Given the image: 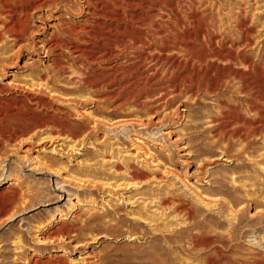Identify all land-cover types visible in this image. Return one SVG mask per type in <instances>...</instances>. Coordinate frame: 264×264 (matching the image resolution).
<instances>
[{"label":"rangeland","instance_id":"374dc122","mask_svg":"<svg viewBox=\"0 0 264 264\" xmlns=\"http://www.w3.org/2000/svg\"><path fill=\"white\" fill-rule=\"evenodd\" d=\"M86 1L31 9L19 33L0 19V264H264V0H132L126 18L157 35L138 41L145 56L183 60L180 40L155 44L173 32L213 36L214 48L234 39L258 64L254 111L239 91L230 109L175 91L151 62L121 75L137 52L128 42L110 43L111 58H76L73 45L97 49ZM190 231L228 240L226 257L205 261L216 253L193 249Z\"/></svg>","mask_w":264,"mask_h":264},{"label":"bare ground","instance_id":"6f19581e","mask_svg":"<svg viewBox=\"0 0 264 264\" xmlns=\"http://www.w3.org/2000/svg\"><path fill=\"white\" fill-rule=\"evenodd\" d=\"M130 1L132 0H87L86 1L87 6L93 7L94 9L93 11L89 12L90 15L93 17V20L90 22L93 29L85 31V33L89 36L86 42H89L90 38H94L96 40V43H91V45L96 47L97 49L95 50L90 48L89 49L80 48L76 45H73L71 49L73 51V54L74 52L77 53L76 58H82L85 59L86 61L101 60V59H105V57L111 58L112 57L111 54L114 50L112 49V46L110 48L109 45L112 42L118 45H120L121 43L126 44L125 42H128L127 45L128 46L131 45L130 47L135 48L137 51L139 49L138 47H143L142 45L139 46L138 41L148 44L146 40L148 36H152L153 38L157 37L156 34H155L156 36H154V34L143 32V30L151 31V29H148L146 27L148 23L145 19L140 20V23H137V21L134 19H126L129 13L128 8L131 6ZM26 2L30 4L31 0H26ZM26 2L25 0H0V19H13L10 20L11 22L10 26L3 25V28L6 31H15L16 33H19V30H17L16 27L21 21V19L28 18L29 14L33 12L30 11L31 9L37 8L39 10L44 7H47L44 5L53 2V0H41V4L37 6L32 5L31 7L33 8L29 7ZM21 3H24L26 5L24 6V10L20 9V7L22 6ZM162 7L163 6H161L160 9H163ZM118 8H122L123 10L119 12ZM130 17L132 18L131 14ZM137 29L140 31L136 32ZM168 31L170 30L168 29ZM171 34L173 35V37H170V35L168 34L166 35L163 34L164 36L158 37V40L157 41L155 40V44L158 45V47L163 48L164 46H162V44L164 43L166 49H168V48H174L176 43L180 40L181 45L178 46V48L180 49L179 51L183 52L182 55L183 60L179 61L175 58L172 59L173 56L170 57L164 54H155V53L153 54L150 53L145 56L142 55L141 52L137 51L133 56L134 58H130L129 56L128 59L123 61L124 65L121 66L122 67L121 75L127 74L131 66L136 67L138 69L140 68L139 67L140 64L151 62L153 67L157 66L156 68L157 70H155L154 75H158L159 70H162L165 75L172 74L173 78H170V80L165 81V83L171 88H173L175 91L179 90L180 92H184L191 97H196L200 94L211 95V97L219 98L221 99V101H226L225 106L229 109L232 108L231 105V102L233 101L232 97L236 96L235 94L239 91L244 93L245 95L243 98L236 96L235 97L236 100L238 101L240 100V102L241 100H245V102L247 103L246 106L248 110L250 111L256 110L258 95H259L258 78H257L258 76L257 72H259L258 64L251 58V55L247 54L248 52L244 50L245 48L239 51L233 50L232 46L238 44V42H235L234 39L228 41V39H226L225 37L223 38L220 37V39H217L218 41L217 42L215 41L216 47L214 48L212 47V43H214L213 40L215 38L213 36H210L208 38L204 36L205 38L202 37L203 38L202 41L199 40L200 41L199 42L198 39L200 37H198V35H195L196 37L190 40L191 38L190 39L183 38L181 34H179V32L177 33L173 32ZM238 39L240 42L247 41L246 36H243L242 34ZM167 41H171L172 43H174L173 46H167L168 45ZM227 43H229L231 47H229L227 50H223V48ZM54 46L56 47L59 46L58 41L53 42L47 48L48 50H51V48ZM64 47L66 48V45H64ZM123 49H126V45L123 46ZM234 64H238V66H235ZM244 64H246L244 68L240 66ZM114 72H116V70H114ZM233 80L237 82L238 86L235 88V90L232 91L231 88L234 87V84L230 85V81L232 82ZM225 92L230 93L231 95L228 98H224ZM11 100L14 101L15 103L17 102V100H15L14 97H12ZM9 105L12 106L10 103L7 104V106ZM12 109H14L16 112L20 111L19 109H17V107L14 106ZM260 112L262 113L258 115H260V119H261L264 117V111H260ZM10 115L12 117L15 116L16 114L12 113ZM29 117L31 119L33 116L30 112H26V114H23L22 119H27ZM8 130L9 127L6 126L0 128V136L5 138L9 134ZM230 212H232L231 215L233 213L237 214V212H239L238 213L239 215H243L242 210L241 211L236 210V212H233L231 210ZM241 218L243 217L240 216L237 218L238 223L236 224H239V222L242 221ZM237 228L238 227H236V229ZM207 232L208 231L202 232L201 234H196L191 232L188 233L187 235L190 241L189 243L191 244L193 249L196 247H203L205 249L206 247L208 248L212 247L211 249L216 254L213 255L212 252L207 253V260H205L209 263H212L221 258L226 257V255L222 253L223 249L221 248V247H226V244H223L224 241H222L221 238L222 236L219 237V236L211 235L213 231L210 234H208ZM230 233L233 234L232 236L236 234L234 231H231ZM232 236L230 237L232 238ZM235 236H237V234ZM226 241L224 243H226ZM159 249L161 250V253L159 254L160 257L164 256L166 253L171 254L170 253L171 251L169 249H166L164 246L163 247L160 246ZM167 257H171V255H167ZM257 261L255 259V262H253L252 264L260 263Z\"/></svg>","mask_w":264,"mask_h":264}]
</instances>
